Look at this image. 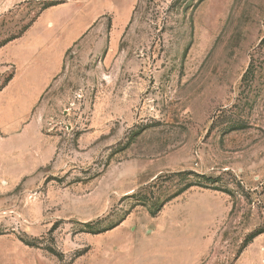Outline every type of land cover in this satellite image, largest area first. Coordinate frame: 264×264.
Segmentation results:
<instances>
[{"label": "rangeland", "instance_id": "1", "mask_svg": "<svg viewBox=\"0 0 264 264\" xmlns=\"http://www.w3.org/2000/svg\"><path fill=\"white\" fill-rule=\"evenodd\" d=\"M0 47L6 140L48 85L0 264H264V0H0Z\"/></svg>", "mask_w": 264, "mask_h": 264}, {"label": "crops", "instance_id": "2", "mask_svg": "<svg viewBox=\"0 0 264 264\" xmlns=\"http://www.w3.org/2000/svg\"><path fill=\"white\" fill-rule=\"evenodd\" d=\"M1 48V47H0ZM12 80V79H11ZM9 80L7 82V84L0 90V92L6 87L8 86V84L10 83ZM48 85H45L41 91L38 93L37 99L35 101V103L31 104L30 109H31V116L32 119H34V122L31 124V121L28 122H24V124L22 125V128L18 131L15 132V136L13 138H11L10 140H6L9 137V134H6L5 132H3V126L0 125V150H5L8 149L9 151L14 150H21L23 152H28V151H33L35 153H40L42 154L44 151H47V145H48V139L45 136V134L42 132V129L40 127L39 121L36 118V115L33 116V110L34 108L37 106L43 92L46 90ZM11 123H8L7 126H9ZM25 132V134L22 132ZM9 141H13L15 144H17V142L19 143L18 145H15L13 147V145L11 143L13 142H9ZM44 162H42L43 165ZM41 165V166H42ZM40 166V167H41ZM32 170V169H31ZM30 171H23V173H20L19 175H17V180L16 181H21L24 176H26L27 172ZM37 171V170H36Z\"/></svg>", "mask_w": 264, "mask_h": 264}, {"label": "trees", "instance_id": "3", "mask_svg": "<svg viewBox=\"0 0 264 264\" xmlns=\"http://www.w3.org/2000/svg\"><path fill=\"white\" fill-rule=\"evenodd\" d=\"M8 80H9V79H7L6 81H8ZM6 81H5V82H6ZM190 186H191V185H190ZM190 186H187V187H190ZM187 187H185L183 190H180V191L176 192L175 194H173L172 198H173V197H176V196H178V195H180L184 190L187 189ZM255 236H256V234H255ZM255 236H254V237H255Z\"/></svg>", "mask_w": 264, "mask_h": 264}]
</instances>
